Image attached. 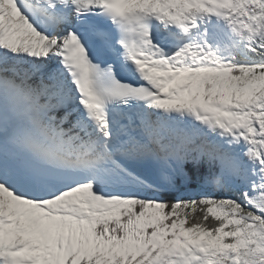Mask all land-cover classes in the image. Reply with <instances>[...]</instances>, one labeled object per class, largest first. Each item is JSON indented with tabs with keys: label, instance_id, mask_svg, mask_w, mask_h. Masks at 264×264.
I'll use <instances>...</instances> for the list:
<instances>
[{
	"label": "snow or ice",
	"instance_id": "1",
	"mask_svg": "<svg viewBox=\"0 0 264 264\" xmlns=\"http://www.w3.org/2000/svg\"><path fill=\"white\" fill-rule=\"evenodd\" d=\"M0 264H264V0H0Z\"/></svg>",
	"mask_w": 264,
	"mask_h": 264
}]
</instances>
